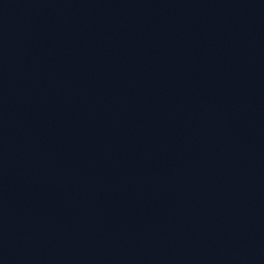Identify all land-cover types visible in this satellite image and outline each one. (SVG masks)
<instances>
[{"label": "water", "instance_id": "1", "mask_svg": "<svg viewBox=\"0 0 264 264\" xmlns=\"http://www.w3.org/2000/svg\"><path fill=\"white\" fill-rule=\"evenodd\" d=\"M0 264H264V0H0Z\"/></svg>", "mask_w": 264, "mask_h": 264}]
</instances>
